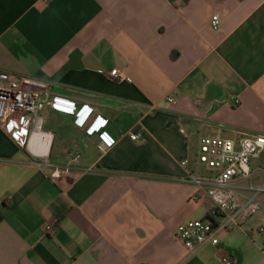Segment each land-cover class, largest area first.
<instances>
[{
  "label": "crops",
  "instance_id": "0c3cea01",
  "mask_svg": "<svg viewBox=\"0 0 264 264\" xmlns=\"http://www.w3.org/2000/svg\"><path fill=\"white\" fill-rule=\"evenodd\" d=\"M0 69L50 82L48 160L81 155L55 181L0 126V264H264V192L217 245L175 235L213 208L183 180L205 171L200 138L264 134V0H0ZM89 108L92 133L77 123ZM250 164L242 185L264 181V151Z\"/></svg>",
  "mask_w": 264,
  "mask_h": 264
},
{
  "label": "built area",
  "instance_id": "2783aa9c",
  "mask_svg": "<svg viewBox=\"0 0 264 264\" xmlns=\"http://www.w3.org/2000/svg\"><path fill=\"white\" fill-rule=\"evenodd\" d=\"M211 23L214 29L220 27L219 14L212 15ZM110 74L122 77L117 68L111 69ZM57 100L52 95L49 81L0 69V126L10 131L27 148L36 164L48 169L49 177L55 181L66 178L81 157L75 152L70 162H51L48 160L50 143L46 154L40 152V147L31 144L35 131L43 133L51 141L53 132L44 129V113L48 108H54ZM167 100L173 102L174 98L168 96ZM101 119L100 114L89 108L79 115L77 123L86 132L92 133ZM130 137L138 139L140 134L133 132ZM113 143L114 139L103 135L97 148L104 153ZM263 151L264 134L245 133L238 137L204 135L200 138L197 161L205 167V171L191 170L183 180L196 186L192 200L197 201L204 193L213 202V208L206 217L188 218L177 225L175 235L186 248L196 250L206 243L217 245L222 232L233 229L259 211L261 202L258 195L264 192V181L260 184L249 182L248 185H242L240 181L251 177V159ZM188 163V158L181 160L182 165ZM243 189L250 193H244ZM56 229L54 221L44 226L45 232L51 235L56 233ZM255 232L264 236V224L255 227ZM220 258L224 264H234L230 254H221Z\"/></svg>",
  "mask_w": 264,
  "mask_h": 264
},
{
  "label": "bare ground",
  "instance_id": "6f19581e",
  "mask_svg": "<svg viewBox=\"0 0 264 264\" xmlns=\"http://www.w3.org/2000/svg\"><path fill=\"white\" fill-rule=\"evenodd\" d=\"M50 143V138L45 136L43 133L39 131H35L31 138V144H35L40 147V152L46 154L48 151V146Z\"/></svg>",
  "mask_w": 264,
  "mask_h": 264
},
{
  "label": "rangeland",
  "instance_id": "374dc122",
  "mask_svg": "<svg viewBox=\"0 0 264 264\" xmlns=\"http://www.w3.org/2000/svg\"><path fill=\"white\" fill-rule=\"evenodd\" d=\"M47 117H48L47 114L44 113V128H45V125H46V122H47V121H46ZM203 167H204V166H203Z\"/></svg>",
  "mask_w": 264,
  "mask_h": 264
}]
</instances>
